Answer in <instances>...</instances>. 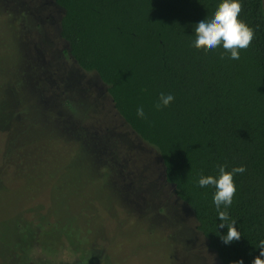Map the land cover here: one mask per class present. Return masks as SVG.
Returning a JSON list of instances; mask_svg holds the SVG:
<instances>
[{"label": "rangeland", "instance_id": "rangeland-1", "mask_svg": "<svg viewBox=\"0 0 264 264\" xmlns=\"http://www.w3.org/2000/svg\"><path fill=\"white\" fill-rule=\"evenodd\" d=\"M35 4L0 0V264H219Z\"/></svg>", "mask_w": 264, "mask_h": 264}, {"label": "trees", "instance_id": "trees-1", "mask_svg": "<svg viewBox=\"0 0 264 264\" xmlns=\"http://www.w3.org/2000/svg\"><path fill=\"white\" fill-rule=\"evenodd\" d=\"M51 1L60 12L62 54L97 77L117 115L157 153L164 184L190 210L207 249L219 264H252L264 240L263 0H241L240 19L255 38L239 60L222 46H193L195 25L222 0ZM161 93L174 100L157 110ZM141 106L145 118L137 116ZM221 165L246 168L234 177L227 209L241 238L227 245L215 188L198 184L201 176H218Z\"/></svg>", "mask_w": 264, "mask_h": 264}, {"label": "clouds", "instance_id": "clouds-1", "mask_svg": "<svg viewBox=\"0 0 264 264\" xmlns=\"http://www.w3.org/2000/svg\"><path fill=\"white\" fill-rule=\"evenodd\" d=\"M242 10L241 0H222L211 18H205L195 25L193 46L205 51L216 50L222 46L225 52L230 53V59L239 60L240 51L246 50L255 38V29L240 19ZM224 58V53H221L220 59ZM173 100V95L161 93L159 102L154 107L160 110L161 107H167ZM137 116L145 118L142 106L137 108ZM245 171L246 168L243 165L233 167L230 171H226V166L221 165L218 167V176H201L198 181L201 188L207 186L215 188L213 203L221 221L218 227L221 229L227 227V233L221 236L226 245L233 241H239L241 238V232L236 227L237 221L230 220L227 209L232 205L237 191L234 177ZM222 206L224 210H221ZM259 249L260 254L255 257L252 264H264V259H262L264 257V240L260 241ZM233 264H244V262L241 259L234 261Z\"/></svg>", "mask_w": 264, "mask_h": 264}, {"label": "flooded vegetation", "instance_id": "flooded-vegetation-1", "mask_svg": "<svg viewBox=\"0 0 264 264\" xmlns=\"http://www.w3.org/2000/svg\"><path fill=\"white\" fill-rule=\"evenodd\" d=\"M36 8L35 10L37 11H40L41 10V7L43 6H47L48 9V12H47V18L50 20V22H53L51 21V19H54V12H53V9L55 8V6L52 4V1L51 0H36ZM54 10H57L56 8ZM49 13V14H48ZM59 19V18H58ZM58 19H56V21H54V26H55V29H56V34L58 36ZM56 22V24H55ZM59 38V37H58ZM161 180L163 181L164 183V180H163V170H162V174H161ZM169 187L172 189V187L169 185ZM177 200V199H176ZM180 203V202H179Z\"/></svg>", "mask_w": 264, "mask_h": 264}, {"label": "water", "instance_id": "water-1", "mask_svg": "<svg viewBox=\"0 0 264 264\" xmlns=\"http://www.w3.org/2000/svg\"><path fill=\"white\" fill-rule=\"evenodd\" d=\"M163 170V169H162ZM163 177H164V175H163Z\"/></svg>", "mask_w": 264, "mask_h": 264}]
</instances>
